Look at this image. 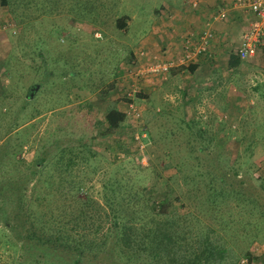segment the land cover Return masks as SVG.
<instances>
[{"label": "rangeland", "instance_id": "rangeland-1", "mask_svg": "<svg viewBox=\"0 0 264 264\" xmlns=\"http://www.w3.org/2000/svg\"><path fill=\"white\" fill-rule=\"evenodd\" d=\"M26 1L0 2V180L6 181L0 184V264L28 259L26 208L62 210L72 205L77 185L79 196L89 198L85 210L96 229L90 238L106 244L110 188L115 206L132 218L120 228L123 236L112 229L107 237L117 246L116 264H139L153 249L157 264H188L201 232L225 248L213 264H264L263 49L240 57L235 70L224 67L223 83L201 85V93L198 74L188 73L175 81L159 77L146 94L138 70L124 69L129 51L149 34L162 6L165 14L185 0ZM125 16L121 29L117 20ZM110 106L127 115L108 133ZM190 119L207 124L196 140L206 146L194 153ZM208 172L224 175L235 195L208 201ZM241 187L254 203L240 198ZM164 191L169 200L158 214L151 202H162ZM45 193L52 200L41 205L36 196ZM4 218L15 225L12 244Z\"/></svg>", "mask_w": 264, "mask_h": 264}, {"label": "trees", "instance_id": "trees-1", "mask_svg": "<svg viewBox=\"0 0 264 264\" xmlns=\"http://www.w3.org/2000/svg\"><path fill=\"white\" fill-rule=\"evenodd\" d=\"M18 0H0L4 5H11L14 7L18 6ZM25 3H30L28 0ZM125 26V18H119L117 20V27L123 28ZM212 56V55H211ZM211 56H204L208 59ZM242 60L237 52L230 53L227 66L229 68L237 67L241 64ZM125 101L131 102V99H126ZM127 113L124 110L119 109L117 106H110L105 114L106 129L108 133L115 132L120 126H122ZM185 122L184 120H182ZM186 123V122H185ZM196 126V127H194ZM195 128V130H194ZM186 129L189 135L193 133V143L191 151L194 153L196 149H203L206 145L203 141L196 142L197 138H201L203 132L207 130V124H203L202 127L199 125V120L190 119L186 123ZM89 138V137H88ZM198 145V146H197ZM91 150V149H90ZM92 153V152H91ZM92 156V155H91ZM90 159V157L86 158ZM195 159L198 158L195 156ZM71 160L69 159V162ZM40 162V161H38ZM1 170H6L5 166H2ZM235 175L237 171L234 172ZM209 180L207 182V196L208 201L210 200L214 205L217 203L219 197L223 199L224 197L230 198L231 193L235 195L234 188L231 187L230 182L224 180V175H217L214 172H208ZM37 181V180H36ZM2 179L0 180V184ZM217 185V186H216ZM224 185H230L224 186ZM79 185L74 190H71L70 202L72 205H63L62 210H49L46 213L37 204L35 207L26 208V215L29 219V225L26 229V234L29 237H24L28 240V243H24L23 250L28 252V259L24 260L23 264H116V249L115 243L109 245L107 240L108 235L115 229V235L123 236L124 234L120 232V228L124 229L127 226L126 222L130 221L132 218L126 217L123 209H119L115 206L119 201L115 196V189L110 188L111 197H106L109 202L110 209L112 212V219L110 226L106 230V244L105 242L98 241L97 239L90 238L96 229L92 228L90 223V215H88L85 210L89 203V198L79 196ZM242 191L240 198L245 201L248 200L251 204L254 203L252 197H247ZM228 192V194H226ZM69 193V192H68ZM21 195V194H20ZM163 201L157 203L156 200L151 202L153 208L159 206L156 213H164V204L169 200L168 192L164 191ZM21 195V199L22 200ZM38 203L43 204V200H52V195L45 193L43 195L36 196ZM39 198V199H38ZM42 202V203H41ZM161 203V206H160ZM159 204V205H156ZM73 206V207H72ZM2 211L3 209H1ZM29 211V212H28ZM17 215H14L16 218ZM9 218V217H8ZM23 225L24 220L18 219ZM5 224L8 226L9 233L7 239H10V244L12 240L10 238V231L15 230V225L10 221V219L4 218ZM162 233V232H161ZM94 237V236H93ZM195 248L192 251L191 262L188 264H213L216 261L223 260L225 255V248L215 241L208 232H201L196 237H194ZM32 247L30 248V244ZM30 248V249H29ZM105 254L103 261L94 262L95 258ZM143 257L140 258L139 264H157L154 260L157 253L155 249L153 251L148 250L142 253Z\"/></svg>", "mask_w": 264, "mask_h": 264}, {"label": "crops", "instance_id": "crops-1", "mask_svg": "<svg viewBox=\"0 0 264 264\" xmlns=\"http://www.w3.org/2000/svg\"><path fill=\"white\" fill-rule=\"evenodd\" d=\"M196 2V7H190L188 1L185 0L182 7L175 8V10L173 8L172 11L168 10L165 14H161L162 10L166 9L162 6L159 17H156L155 15V22L157 20V25L154 22L149 34L129 51V54L132 57L130 60L131 65L125 66L124 69H129L130 66H133L135 69L140 70L141 68L143 71L148 69L153 63L170 60L173 61L180 58L182 54L181 45L184 36L190 32L199 33L208 25L215 33V38L210 46L212 54L211 58L208 59L203 55H199L194 58L191 63L186 64L185 66L175 65L170 67L166 73L146 72L138 75L143 77L144 84L146 85H144V92H146V94L148 93V90H150V93H152L151 91H155L154 84L159 81L157 80L159 77L161 80H171L174 78L175 81V79L178 80V76V78L181 79L188 73H192L189 74L190 76L198 74V81L195 86L198 84L200 85L199 93H201L202 88L204 89L201 85L204 86L207 83H211L216 86L223 83L222 73L224 74V72H222V69L224 67L228 68L230 71L237 68H229L227 66V61L230 53L235 52L240 44V36L243 32L242 29L247 26L242 27L241 22L245 20L247 23L248 16L243 15L244 13L239 10L231 9L227 19L224 21L213 20V14L215 13L216 8L220 5H224L225 2L222 3L221 0H197ZM155 10L156 8L154 9V13L157 12V10L156 12ZM250 17L255 18V15H251ZM127 20L128 17L125 16V26L121 29H125ZM240 26L242 29L239 32V35L237 29L239 30ZM159 34H162L160 35V39L158 37ZM141 46L145 48V50H140ZM257 48L261 49L262 47ZM262 49L264 51V48ZM254 51H256V48ZM254 51L252 52L251 57L256 55V53L254 54ZM240 65L241 64L238 66ZM125 80L127 79L122 78L121 81V83L124 82L122 83L124 86H126ZM131 85L136 86L135 84ZM148 86H150V88ZM183 92L186 93L188 90L183 87ZM190 97L188 100H190ZM204 99L206 98L204 97ZM200 100L201 98L199 101Z\"/></svg>", "mask_w": 264, "mask_h": 264}, {"label": "built area", "instance_id": "built-area-1", "mask_svg": "<svg viewBox=\"0 0 264 264\" xmlns=\"http://www.w3.org/2000/svg\"><path fill=\"white\" fill-rule=\"evenodd\" d=\"M225 2L216 8L213 20H225L230 10H239L248 16L249 22L243 29L240 44L237 52L240 57L250 55L257 47L264 48V0H221ZM197 2L193 1L191 7H196ZM255 15L254 17H250ZM215 38V33L208 25L199 33H187L182 41L181 57L176 60L153 63L146 70H138L137 76L146 72L166 73L170 67L187 64L199 55L211 56L210 46Z\"/></svg>", "mask_w": 264, "mask_h": 264}]
</instances>
